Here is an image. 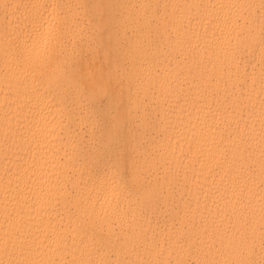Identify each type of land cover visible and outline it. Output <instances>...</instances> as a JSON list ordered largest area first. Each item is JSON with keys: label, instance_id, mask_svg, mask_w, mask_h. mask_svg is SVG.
<instances>
[{"label": "snow or ice", "instance_id": "snow-or-ice-1", "mask_svg": "<svg viewBox=\"0 0 264 264\" xmlns=\"http://www.w3.org/2000/svg\"><path fill=\"white\" fill-rule=\"evenodd\" d=\"M0 264H264V0H0Z\"/></svg>", "mask_w": 264, "mask_h": 264}]
</instances>
